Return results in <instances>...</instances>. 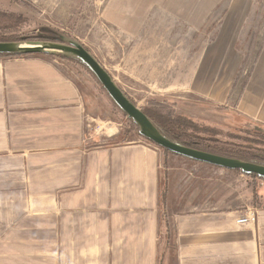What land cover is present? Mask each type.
<instances>
[{
  "label": "crops",
  "instance_id": "obj_1",
  "mask_svg": "<svg viewBox=\"0 0 264 264\" xmlns=\"http://www.w3.org/2000/svg\"><path fill=\"white\" fill-rule=\"evenodd\" d=\"M227 2L226 12L212 13L216 23L203 18L201 30H215L218 49L237 53L226 66L235 67L239 113L264 124V11H256L258 0ZM200 10L206 16L207 8ZM69 63L0 59V264H160L163 212L174 239L164 264H264V205L253 224L235 223L249 203L245 185L209 201L214 174L232 172L164 157L141 137L88 140L85 115L92 117L98 102L59 69ZM250 67L239 85L241 69ZM173 159L197 172L196 191L186 175L182 189L170 178ZM227 201L235 204L224 210Z\"/></svg>",
  "mask_w": 264,
  "mask_h": 264
},
{
  "label": "rangeland",
  "instance_id": "obj_2",
  "mask_svg": "<svg viewBox=\"0 0 264 264\" xmlns=\"http://www.w3.org/2000/svg\"><path fill=\"white\" fill-rule=\"evenodd\" d=\"M196 1L0 0V25H17L13 40L18 44L56 42L70 45L77 42L98 61L137 108L154 117L190 116L201 125L213 127L220 135L217 140L264 157V124L239 113L241 94L235 90V67L226 66L227 62L235 61L237 53L218 49L215 30L206 35L201 30L203 18H211L206 23H216L212 13L226 12L227 1L230 0L217 5H201L200 0ZM203 6L207 8L206 16L199 11ZM256 6V11H264V0H258ZM185 10L192 13L191 20L184 16ZM14 17L21 19L16 23ZM6 26L3 27L7 29ZM47 53L9 58L41 57L60 61L57 53ZM243 54L245 59L247 55L256 59L259 50ZM221 62L225 65L219 67ZM69 65L68 69H59L79 86L81 84V92L92 102H98L95 114L92 117L85 115L87 139H96L97 142L109 139L127 140L128 143L136 141L139 138L138 127L113 104L86 68L76 62ZM241 71L239 85L252 74V68ZM186 164L173 159L167 171L178 187L184 175L189 177L194 192L200 184L194 175L197 172L189 166L182 169ZM233 174H214L218 183L208 188L209 201L215 200L217 192L225 196L234 195L237 182L245 185L249 195V179L242 175L244 178H237L240 175ZM258 188V199L264 205V183H259ZM249 198L243 214L252 209L257 215L250 195ZM232 203L224 202L223 209L230 208L235 201ZM165 258L169 259L168 253Z\"/></svg>",
  "mask_w": 264,
  "mask_h": 264
},
{
  "label": "trees",
  "instance_id": "obj_3",
  "mask_svg": "<svg viewBox=\"0 0 264 264\" xmlns=\"http://www.w3.org/2000/svg\"><path fill=\"white\" fill-rule=\"evenodd\" d=\"M14 18H15L16 23H18L17 22L18 19H19V21L21 19L19 17H14ZM3 26H6V25H0V43H18L17 41L13 40L14 34L17 33L16 32L17 31V25L14 27L6 26L7 29H5ZM5 34H10V35H5ZM36 40H39V39H36ZM56 56L60 60L76 62V63L82 65L91 74V76L95 80V82H97L99 84L101 89H103V87L97 81V79L92 74V72L78 59H76L74 57H69V55H64V54H60V53H57ZM6 57L7 58L17 57V55L0 54V59L6 58ZM103 91L106 92L104 89H103ZM123 94L126 96V94L124 92H123ZM127 99L131 102V100L128 97H127ZM113 104L118 108V106L114 102H113ZM140 110L149 119V121L153 124V126L165 138H167L168 140H170L176 144H179V145L191 148V149L199 150L202 152H206L209 154L222 156V157L230 158V159H236V160H239V161H242L245 163H252V164L264 166V157L254 155L247 150L237 149L229 143H223V142L217 140V137H220V135L213 129V127H209L207 125H201V123L194 121L193 118H191L190 116L178 115L177 117H171L168 115L167 116L156 115L154 117L151 114L147 113L145 110H143V109H140ZM129 120L133 124H135L131 119H129ZM123 134H126V133H123ZM123 134H122V136H123ZM138 135H139V137H141L139 134V130H138ZM144 140L147 141L148 143L152 144L153 146L157 147L161 151V153L163 154L164 157L173 156V157L185 159V160H188L191 162H197V161H193L191 159H187V158H184L182 156L173 154V153H171V152H169L163 148L158 147L157 145H155L154 143H152L146 139H144ZM203 164H205V163H203ZM210 166H212V165H210ZM213 167L219 169V167H216V166H213ZM228 171H230L234 174H237V175H242V176L246 177L247 179H249V181H250V185L248 186L250 189L249 195L252 199V202L254 203V206L258 207V206L263 205L262 201L258 199V197H259V188L258 187H259V183H264V178H261L255 174H243L239 170H228ZM164 201H165V197L163 195L162 199H161V205L162 206H164ZM161 219L163 220V228L161 229L162 239H160L161 240V242H160V248L161 249H160V253H159V263L164 264L165 261L166 262L168 261V259L165 258V255L167 253L170 254L173 250L174 239H170V234H171L170 225H172L171 220L169 219V217L165 216L164 212L162 213Z\"/></svg>",
  "mask_w": 264,
  "mask_h": 264
},
{
  "label": "water",
  "instance_id": "obj_4",
  "mask_svg": "<svg viewBox=\"0 0 264 264\" xmlns=\"http://www.w3.org/2000/svg\"><path fill=\"white\" fill-rule=\"evenodd\" d=\"M54 52L64 55H71L82 62L95 76L111 100L118 108L131 119L139 129L142 138L154 143L173 154L182 156L193 161L205 163L227 170H239L243 174H255L264 178V166L245 163L236 159L225 158L191 149L176 144L165 138L142 113V111L132 104L123 92L116 86L110 75L103 67L89 54L80 44L70 43V45L56 42H43L39 45H23L18 43H0V54L27 55Z\"/></svg>",
  "mask_w": 264,
  "mask_h": 264
},
{
  "label": "built area",
  "instance_id": "obj_5",
  "mask_svg": "<svg viewBox=\"0 0 264 264\" xmlns=\"http://www.w3.org/2000/svg\"><path fill=\"white\" fill-rule=\"evenodd\" d=\"M256 218V212L252 209H247L246 212L239 216L236 220L235 223L236 225L239 226H246L253 224Z\"/></svg>",
  "mask_w": 264,
  "mask_h": 264
}]
</instances>
